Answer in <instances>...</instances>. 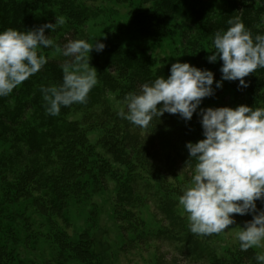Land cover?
<instances>
[{
	"label": "trees",
	"instance_id": "trees-1",
	"mask_svg": "<svg viewBox=\"0 0 264 264\" xmlns=\"http://www.w3.org/2000/svg\"><path fill=\"white\" fill-rule=\"evenodd\" d=\"M154 1L155 8L143 11L141 6L145 3L139 0L134 21L145 26L143 31L147 37L158 38L171 29L169 22L181 17L190 25L180 28L184 37L189 36L185 42L189 60L185 62H195L201 69L211 65L206 59V51L214 50V34L226 30L229 19L239 17L253 35L264 34V0H221L227 4L224 7L227 10L220 12L214 11L212 5H204L205 0ZM52 5L58 7L53 9ZM64 12L68 17L63 26L56 32L47 30L45 33L55 42L63 40L65 31L76 30L81 25V18L89 13L85 6L82 9L75 0H0V31L8 28L27 30L48 22L55 23V18H60ZM52 49L39 50L48 59L40 72L9 96L0 97V143L9 144L8 152L0 154V264H25L8 244L15 239V226L18 228L21 221L20 225L25 227L30 220L23 213L17 215V223L11 222L10 210L15 204L22 200L31 202L38 213L46 215L58 210L68 194L80 192L86 175L95 181L112 172L110 160L103 159L102 153L96 152L95 144L91 142L93 131L103 130L100 142L115 162L136 167L133 172L140 166L152 178L158 167L144 156L148 149L147 138H151L152 146L157 142L170 148L179 158L184 156L188 142L204 139L198 114H194L192 121H184L179 115L165 113L144 130L119 118L117 112L107 106V91H120L123 96L138 92L143 83L169 76L171 68L159 67L154 58L109 41L102 52L91 55L100 83L89 93L87 103L62 108L57 117L46 115L40 88L58 84L63 78V62L51 58L49 52ZM250 75L258 78L248 91L250 107H264V69ZM125 79L127 81L123 83ZM73 110L83 113L81 120L68 117ZM142 131H145L144 135ZM259 203L264 209V202ZM82 244L87 246L88 243ZM83 251L88 257L90 254L94 257L93 253ZM245 254L252 255L253 251Z\"/></svg>",
	"mask_w": 264,
	"mask_h": 264
},
{
	"label": "rangeland",
	"instance_id": "rangeland-1",
	"mask_svg": "<svg viewBox=\"0 0 264 264\" xmlns=\"http://www.w3.org/2000/svg\"><path fill=\"white\" fill-rule=\"evenodd\" d=\"M75 1L82 9L85 6L89 13L81 18V25L76 30L65 31L63 40L57 39L55 43L63 46L68 39L89 42L99 39L106 45L109 41L154 58L159 67H171L177 61L189 60L185 50L189 36L186 34L184 37L180 28L190 25L181 17L169 22L171 29L163 36L153 38L145 35L144 25L134 21L139 0ZM142 1L145 3L141 6L143 11L156 7L154 0ZM204 2L206 6L212 5L214 11L227 10L224 8L227 4L221 0ZM41 3L50 6L46 2ZM54 7L58 6L52 5ZM64 13L60 19L65 22L68 15ZM212 51V48L207 49V57ZM94 52L89 54L90 58ZM49 53L51 58L63 63L67 59L54 48ZM189 63L200 68L195 62ZM222 63L214 62L203 69L211 70L215 80L220 81ZM90 64L93 66L91 61ZM97 79L98 85V76ZM256 79L253 75L246 77L248 87L245 90L238 86L239 81H224L222 88L203 100L201 108L251 106L248 91ZM124 97L120 91H107L105 101L112 111L118 112L124 106ZM82 115L80 111L73 110L68 117L79 121ZM102 133L103 130L97 129L90 133V139L96 152H101L103 159L110 160L112 172L95 181L86 175L82 190L64 197L62 206L55 212L41 215L31 202L25 200L11 208V222L23 213L30 219L25 227L20 225L21 221L18 228L15 226V239L8 243L19 259L25 264H256L255 255L264 253V248L249 249L253 254L248 256L245 253L249 250L242 252L235 238V233L240 230L236 227H243L246 221H250L253 218L251 214H234L236 223L221 235L201 237L190 232L187 214L179 205L182 190L190 182L195 165V161L191 167L186 165L188 150L179 158L170 148L157 142L152 146L151 138H147L148 149L144 156L158 167L157 177L152 178L135 163L137 171L133 172L136 167L115 162L100 142ZM141 134L144 135L145 131ZM8 148L9 144L0 143V154L8 152ZM53 156L56 159L57 153ZM257 208L262 209L259 201ZM84 241L87 246L82 244ZM83 249L93 253L94 257L91 254L88 257Z\"/></svg>",
	"mask_w": 264,
	"mask_h": 264
},
{
	"label": "clouds",
	"instance_id": "clouds-1",
	"mask_svg": "<svg viewBox=\"0 0 264 264\" xmlns=\"http://www.w3.org/2000/svg\"><path fill=\"white\" fill-rule=\"evenodd\" d=\"M227 23L226 30L215 32L214 51L206 58L209 63L223 62L220 81L211 70L177 61L169 76L143 83L138 92L128 93L117 116L147 128L165 113L179 115L184 121L199 115L204 139L186 144V165L191 167L193 161L195 165L179 205L187 214L190 232L201 237L230 231L229 226L236 223L234 214H251L253 218L236 227L240 230L235 233L240 250L247 252L264 248V209L257 208V201L264 202V107L201 108V104L222 88L224 81H239V87H248L245 78L264 69V34L253 35L239 17ZM63 24L55 18V23L33 29L0 31V97L12 94L48 63L40 49L54 48L67 59L61 65L62 82L40 88L46 115L57 117L62 108L87 103L98 83L89 54L102 52L106 45L99 39H68L61 46L45 33L56 32ZM255 261L264 264V253L258 252Z\"/></svg>",
	"mask_w": 264,
	"mask_h": 264
}]
</instances>
